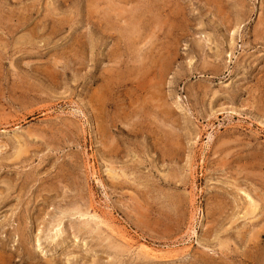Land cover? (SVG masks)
Here are the masks:
<instances>
[{"label":"rangeland","instance_id":"rangeland-1","mask_svg":"<svg viewBox=\"0 0 264 264\" xmlns=\"http://www.w3.org/2000/svg\"><path fill=\"white\" fill-rule=\"evenodd\" d=\"M47 263L264 264V0H0V264Z\"/></svg>","mask_w":264,"mask_h":264},{"label":"bare ground","instance_id":"bare-ground-1","mask_svg":"<svg viewBox=\"0 0 264 264\" xmlns=\"http://www.w3.org/2000/svg\"><path fill=\"white\" fill-rule=\"evenodd\" d=\"M134 105V104H133ZM20 150V149H19ZM23 151V150H22ZM108 171H110V174L115 178V177H117V173H116V170L115 169H110V170H108ZM124 176H126V174H123ZM240 191H243V190H240ZM245 194L247 195V198L249 199V205H248V207L246 208V212H245V214H244V219H255L258 215H260L261 214V209H262V206L254 199V198H252V196H250V195H248L246 192H245ZM238 217V216H237ZM238 219H240V218H238ZM236 222V221H235ZM235 222H233V223H235ZM88 224V223H87ZM113 233V232H112ZM258 237V236H257ZM221 245H222V243H221ZM224 245V244H223ZM222 245V246H223ZM226 246V245H225ZM225 246H223V247H225ZM221 247V246H220ZM144 253V252H143ZM4 259V258H3ZM11 259H12V257H11ZM15 259V258H14ZM6 263H8L7 261H6ZM9 263H10V261H9ZM48 264V263H47Z\"/></svg>","mask_w":264,"mask_h":264}]
</instances>
